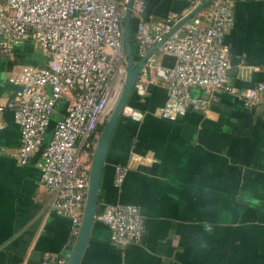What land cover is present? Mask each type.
<instances>
[{"label": "crops", "instance_id": "obj_1", "mask_svg": "<svg viewBox=\"0 0 264 264\" xmlns=\"http://www.w3.org/2000/svg\"><path fill=\"white\" fill-rule=\"evenodd\" d=\"M189 1L192 8L200 2ZM235 16L225 38L230 81L238 89L264 84V0H235ZM35 52L30 40L14 57L0 51V100L12 96L9 77L17 65H45L46 57ZM192 94L205 96L200 90ZM166 97L153 82L145 102H130L143 118L122 114L100 182V203L138 206L141 240L123 250L113 244L108 226L96 220L80 264H264V107L249 108L221 93L207 111L189 110L168 120L154 114ZM65 108V101L57 107L46 142ZM3 117L0 264H41L45 252L70 259L77 238L71 219L50 210L38 165L41 151L20 165V129L11 111ZM133 155L144 159L134 162L118 189L114 168Z\"/></svg>", "mask_w": 264, "mask_h": 264}, {"label": "built area", "instance_id": "obj_2", "mask_svg": "<svg viewBox=\"0 0 264 264\" xmlns=\"http://www.w3.org/2000/svg\"><path fill=\"white\" fill-rule=\"evenodd\" d=\"M129 0H0V51L14 57L26 40L46 57L45 65L19 64L9 82L12 96L0 100V131L4 113L11 111L20 129L17 160L28 165L41 151L42 185L50 194V210L71 219L78 238L89 187V175L100 127L123 91L128 56L124 24ZM205 0H200L199 4ZM137 62L186 15L169 12L148 19L146 1L133 0ZM236 24L235 0H214L173 32L147 58L135 85L140 102L150 96L155 82L166 91L165 103L154 114L176 120L189 110L207 111L221 93L238 97L245 106L264 107V84L238 89L229 77L230 47L226 34ZM176 57L174 67L162 57ZM149 68L150 78L145 69ZM200 90L204 97H196ZM66 102L62 116L49 132L57 107ZM123 114L136 120L143 113L127 106ZM116 165L113 184L120 189L134 162ZM96 220L108 226L114 245L126 249L139 243L144 220L133 204L100 203ZM70 259L43 254L41 264H69ZM26 264V263H25Z\"/></svg>", "mask_w": 264, "mask_h": 264}, {"label": "water", "instance_id": "obj_3", "mask_svg": "<svg viewBox=\"0 0 264 264\" xmlns=\"http://www.w3.org/2000/svg\"><path fill=\"white\" fill-rule=\"evenodd\" d=\"M214 0H205L192 8V3L189 0H147L146 1V16L150 19V16H156L159 18L165 17L169 12L182 13L188 8L191 10L173 27V29L148 53L141 58L138 63L137 59L133 56L131 47L132 33L135 32L134 21L131 15V9L133 0H129L127 3V9L125 13L124 24V41L125 49L128 56L127 62V76L123 91L118 99L115 107L111 110L109 117L107 118L105 125L101 131L100 137L96 142V147L93 152V159L91 164V170L89 175V187L86 199L85 210L82 219V225L80 234L75 243L74 251L70 258L69 264H80L84 251L90 239V235L93 226L96 222V216L100 205V182L104 166L106 162V155L110 144L112 133L116 127L117 122L123 114L124 108L130 105V100L135 94V85L138 78L141 75L142 68L148 57L178 28L189 21L193 16L197 15L204 8H206ZM176 62V57L165 54L162 57L161 64L164 67L172 68ZM146 74L150 78V69H145Z\"/></svg>", "mask_w": 264, "mask_h": 264}, {"label": "trees", "instance_id": "obj_4", "mask_svg": "<svg viewBox=\"0 0 264 264\" xmlns=\"http://www.w3.org/2000/svg\"><path fill=\"white\" fill-rule=\"evenodd\" d=\"M131 47H132V51H133V56L136 59L137 58V50H136V41H135V34L132 33V40H131ZM136 101L138 100L137 96L132 97L131 101ZM137 102V101H136ZM103 127V126H102Z\"/></svg>", "mask_w": 264, "mask_h": 264}, {"label": "rangeland", "instance_id": "obj_5", "mask_svg": "<svg viewBox=\"0 0 264 264\" xmlns=\"http://www.w3.org/2000/svg\"><path fill=\"white\" fill-rule=\"evenodd\" d=\"M35 53H36V55H37V54H40V55L42 56V54H41L38 50H36ZM31 59H32V58L30 57V58L27 59V61H28V62H31V61H32Z\"/></svg>", "mask_w": 264, "mask_h": 264}, {"label": "clouds", "instance_id": "obj_6", "mask_svg": "<svg viewBox=\"0 0 264 264\" xmlns=\"http://www.w3.org/2000/svg\"><path fill=\"white\" fill-rule=\"evenodd\" d=\"M210 230V229H209Z\"/></svg>", "mask_w": 264, "mask_h": 264}]
</instances>
